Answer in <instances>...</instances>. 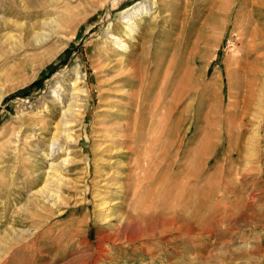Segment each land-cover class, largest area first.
I'll return each instance as SVG.
<instances>
[{"label":"rangeland","instance_id":"rangeland-1","mask_svg":"<svg viewBox=\"0 0 264 264\" xmlns=\"http://www.w3.org/2000/svg\"><path fill=\"white\" fill-rule=\"evenodd\" d=\"M106 1L0 0V17L6 20L35 24L38 31L48 30L43 20L61 24L43 44L16 43L11 48L0 43V264H37L43 256L44 264H264V254L254 253L264 248V155L260 163L257 154L229 162L231 147L223 143L214 158L221 166L216 169L217 162H211L206 179L189 178L187 184V175L198 171L200 144L211 137L216 142L222 126L229 128L238 113L231 104L251 78L259 85L250 126L242 138L232 128L243 156L246 136L256 137L258 126L264 130V0ZM141 7L148 11L135 17L138 31L126 35L123 12ZM4 32L21 30L3 21L0 39ZM113 34L129 48H118ZM203 38L209 39L207 46ZM75 69L81 71L87 94L85 108L73 127L67 155H50L46 137L62 115V106L53 100L54 89L68 86ZM195 77L205 79L203 97ZM190 82L194 87L183 96ZM122 112H131L126 121ZM164 114L172 115L162 135L158 122ZM178 118L183 120L178 143L188 132L181 156L191 154L178 158L173 169L177 148L164 153ZM126 122L130 141L122 130ZM127 146L136 153L127 152ZM68 156L73 162L64 171L69 179L66 203L39 207L33 190L52 163ZM211 182L228 185L230 192L223 195L221 185L214 194ZM200 200L207 205L202 212L206 216L188 218ZM175 211L191 218L189 233L164 232L159 238L125 243L126 234L170 227ZM127 213L141 218V223H133L135 229L121 224ZM259 219L261 226L256 227L253 220ZM20 229L30 235L14 244L12 233ZM45 230L50 231L43 234ZM29 240L34 245L25 250Z\"/></svg>","mask_w":264,"mask_h":264},{"label":"bare ground","instance_id":"bare-ground-1","mask_svg":"<svg viewBox=\"0 0 264 264\" xmlns=\"http://www.w3.org/2000/svg\"><path fill=\"white\" fill-rule=\"evenodd\" d=\"M94 1V0H93ZM115 1V0H114ZM203 1V0H202ZM88 2V1H87ZM97 2V1H96ZM111 2V0H107L104 4H109ZM201 2V1H200ZM213 2V1H212ZM94 3V2H93ZM242 3V2H241ZM92 4V2H91ZM96 3H94L95 5ZM117 4V3H116ZM208 4V3H207ZM209 6V5H208ZM234 6V5H233ZM242 6V5H241ZM241 6H239L241 8ZM244 6V5H243ZM206 7V6H205ZM238 8V9H240ZM199 9V8H198ZM203 9V7H202ZM219 9V8H218ZM201 10V9H200ZM223 10V9H221ZM230 10V9H229ZM228 10V11H229ZM147 12L148 10L145 9L144 7L142 8H138L134 11H124L123 12V23H125V29H126V35H133L135 34L139 27L138 24L135 20V17H138V15L142 14L143 12ZM218 11V10H217ZM227 11V10H226ZM232 11V10H231ZM231 11H229L225 16H230ZM235 12V11H234ZM189 14V13H188ZM201 16V15H200ZM214 17V16H213ZM237 17V16H235ZM7 22L8 24H11L12 26H15L17 28H20L21 32L19 34H15L14 32H4L3 36H1L2 38L0 39V43L3 46L6 45H10L11 48L16 47V43L21 45H39V44H43L45 42H47V40L49 39V37L53 34L56 33L58 31H60L61 29V24L58 20L56 19H49V20H43L41 22V24L43 25V28L46 27V29L48 30H44V31H38L36 30V25L35 24H27V23H18V22H13L10 20H6L3 17H0V23L1 22ZM211 19H208L206 21V26H211ZM212 37V36H211ZM209 37V38H211ZM113 42L116 44V46L118 48H120L122 51H125L129 48V43L124 40L121 39V37H119L117 34H113L112 36ZM203 43L204 46H207L209 44V39H205L203 38ZM9 47V48H10ZM10 48V49H11ZM12 52V51H11ZM240 55V54H238ZM244 58V57H243ZM121 59V58H120ZM119 59V60H120ZM122 60V59H121ZM120 64H123L124 61H120ZM192 70V69H191ZM193 71V70H192ZM75 78L68 84V86H56V88L54 89V101L55 103H59L62 106V115L61 118L59 120V122L55 125V129L54 131H52V134L50 137H46V139L49 141L50 145V155H52L53 153L56 152H65L68 150V144H70L73 140H74V135H73V127L75 125L76 122L79 121V118L82 117V112L84 111L85 108V104L83 103V96L85 95V89L81 86V71L80 69H75ZM249 73V72H248ZM255 73V72H253ZM193 74V73H192ZM191 76V75H190ZM195 76V75H194ZM256 76V74H255ZM258 78V77H257ZM191 79V78H190ZM197 85H201L202 89L199 93V96L201 95L203 97V95L205 94V91L207 89V86L205 84V79L204 77H199V79H197V77H195ZM61 80V79H60ZM257 80V79H256ZM254 80L253 78L248 79L247 80V84L244 88H241V91H238V94L236 96V99L234 101V103H232L231 105L236 108L237 110V114L234 116L233 120H229V118H227L229 120V122H231L232 124L229 126L228 129H225V127L222 126V132H221V137L219 140L216 139H212L211 137V141L208 142V140H205V142H202L200 144L199 147V154H200V161L198 164V167L196 170H198L196 173L190 172L187 177L189 178H198L200 180H203L204 178H207V175L209 173L210 170V163L211 162H217V165H215V168H219V166H221L220 164H218V161H215V156L217 154V151L219 149V146L222 145L223 143L227 144V146H230L231 149L229 150V153L227 154V157L230 158L229 162H232V158L233 157H240L243 159V157L252 159V156L254 155H258L257 160L260 163L261 162V158L264 155L263 152V146H264V130L261 128V126H258L259 129L256 132V137L253 135H248L246 136V141H245V145H246V152H245V156L242 155L241 153V146H239L238 143L235 142L234 137H233V133H232V128L235 129V131L237 132L239 138H242L245 134V131H247L248 126H250V117L249 115H252V109L254 107V101L255 98L257 96L256 94V89L259 85V83ZM259 80V79H258ZM245 84V83H244ZM55 86V85H53ZM193 85L190 83L186 84V91L184 92L183 96H186L189 91L191 89H193ZM198 88V87H197ZM207 93V92H206ZM87 96V94L85 95ZM129 99V103H127V109H130L131 107V102H130V96L127 97V100ZM203 99V98H202ZM197 100V99H196ZM200 100V99H199ZM64 101H68L67 105H64ZM222 101V100H221ZM128 102V101H127ZM198 103V102H197ZM54 104V102H53ZM204 103H201V106ZM219 104V103H218ZM192 105V104H191ZM124 106V107H126ZM194 105L190 106V112L192 111ZM133 109V108H132ZM226 109V107H225ZM219 110L222 113L223 110V102L220 103L219 106ZM264 110V109H263ZM225 112V110H223ZM174 112V111H173ZM172 112V113H173ZM189 112V114H190ZM209 112V111H208ZM212 112V111H211ZM123 113V114H122ZM121 115L124 116L123 118L125 119V121L127 120V118L129 117V115L131 114V112H122ZM216 113V112H215ZM61 114V113H60ZM37 115V114H36ZM171 115L169 114L168 116H166L165 114L162 115L160 117V121L158 122L159 127L161 128V126H163V124L167 127L170 119H171ZM205 115V114H204ZM203 115V116H204ZM211 116V115H210ZM230 116V114H229ZM264 116V115H263ZM188 117V116H187ZM215 117V116H214ZM200 118V116H199ZM213 118V117H212ZM222 118V117H221ZM224 118V117H223ZM225 119V118H224ZM203 120V119H202ZM205 121V118H204ZM217 121H219L217 119ZM194 123V122H193ZM142 124V123H141ZM183 124V120H181L180 118H178V120L176 121V129H175V133L173 135V138L171 139V142L168 145V148L165 149V156L169 155L171 153V150L176 147L177 148V152H175L173 154L174 160L172 161V167L174 169V167L177 165V159L178 158H187L190 156V151L184 152L183 157L181 156L183 153V147L186 144V138L188 135V132L186 134L183 135L182 138H180V141L178 143L179 140V133L180 130L182 129L181 125ZM77 125V123H76ZM157 125V126H158ZM221 125V124H220ZM224 125V124H223ZM256 125V124H255ZM130 127V123H124L122 130L125 132V140H129L130 141V133L128 132V129ZM207 127V126H206ZM257 127V128H258ZM131 128V127H130ZM174 130V129H173ZM219 130V129H218ZM166 132V128L163 126L162 129V135H164ZM173 132V131H172ZM182 134V133H181ZM235 135V134H234ZM148 137V136H147ZM124 140V142H125ZM132 140V139H131ZM38 141V140H37ZM134 141V140H133ZM188 142V141H187ZM24 143V142H23ZM75 143V142H74ZM66 145V146H65ZM171 145V149L169 148V146ZM224 145V144H223ZM71 146V145H70ZM129 150H127V152H133L136 153V148L132 147V146H127ZM223 148V147H222ZM70 149V148H69ZM226 149V148H225ZM70 151V150H69ZM74 152V150H72ZM70 151V152H72ZM255 151V152H254ZM49 152V151H48ZM223 152V151H222ZM68 153V152H67ZM66 153V155H67ZM226 153V152H225ZM48 153H45V155ZM223 155V153H222ZM225 156V155H224ZM222 158V157H221ZM224 158V157H223ZM72 158L65 157L62 161H58L56 163H52L50 162V168L47 169L46 171V176L41 179V183L40 185L33 190V196L34 197H38L40 199V201L37 203V205L39 207L45 206L47 203H51L54 207L57 206H62L66 203V198L64 196V189L66 188V186L69 183V179L65 176L64 171L66 170L67 166H69L73 161L71 160ZM191 160V159H190ZM235 160V159H234ZM237 160V159H236ZM235 160V162H236ZM151 160H149V164H150ZM220 163V162H219ZM142 165V164H141ZM237 165V164H236ZM223 166V164H222ZM184 165H181L179 168H183ZM238 168V167H237ZM171 169V168H170ZM248 170H251L248 169ZM216 171V170H215ZM237 171V169H236ZM235 171V172H236ZM245 171V170H244ZM252 171V170H251ZM213 173V172H211ZM215 173V172H214ZM246 173V172H245ZM226 174V173H225ZM145 176V175H144ZM142 177L143 179L145 177ZM204 176V177H203ZM230 177L228 174L226 175V178ZM234 176V175H233ZM214 177V175H213ZM223 177V176H222ZM236 178H238L236 176ZM210 179V178H209ZM235 179V178H234ZM239 179V178H238ZM225 180V179H224ZM236 180V179H235ZM190 182H187V184ZM198 182V181H197ZM226 181H224L225 183ZM195 185V184H194ZM207 185V184H206ZM222 188L224 189L223 191L225 193H223V195H225L228 191H229V187L228 185L223 186V184L221 183ZM221 185H218L212 182L210 183V188H212V192L215 194L218 189H220ZM238 185H239V181H238ZM220 186V187H219ZM241 186V185H240ZM195 187V186H194ZM236 188V187H235ZM232 190V189H230ZM192 191V190H191ZM195 191V190H194ZM198 191V190H197ZM184 192V189H183ZM230 192V191H229ZM191 193V192H189ZM206 193V194H205ZM204 194H202V198L205 200V195H207V192H205ZM210 194V190L208 192ZM237 193V192H236ZM28 194V193H27ZM228 194V193H227ZM236 195V194H235ZM239 195V194H238ZM243 195V194H242ZM255 195V194H253ZM31 196V194H30ZM31 196V197H33ZM210 196V195H209ZM30 197V198H31ZM193 197V196H192ZM220 197H224L221 196ZM252 197V196H251ZM37 198V199H38ZM211 198V197H210ZM34 199V198H33ZM36 199V198H35ZM187 199V198H186ZM207 199V198H206ZM254 199V198H253ZM252 199V200H253ZM201 201L200 203H198V207L196 210L193 211L192 214H190L189 217H199L198 219L202 218V216H206L203 213L205 212L204 209L207 208L206 203L204 204L205 201ZM186 201V200H185ZM255 201V200H254ZM32 202V201H31ZM33 203V202H32ZM27 204V203H26ZM192 204V203H191ZM257 204V203H256ZM24 205V204H23ZM185 208L187 210V207H189V202L184 203ZM240 205V204H238ZM249 206V205H248ZM21 207V205H20ZM48 207V206H47ZM53 207V208H54ZM63 207V206H62ZM64 207H68V206H64ZM178 207V206H177ZM195 207V206H194ZM206 207V208H205ZM30 208V206H29ZM28 208V209H29ZM36 208V207H34ZM69 208V207H68ZM22 209L27 211V208L25 206H22ZM38 209V207H37ZM42 209V208H41ZM45 209V207H44ZM52 209V208H51ZM57 210V209H56ZM185 210V211H186ZM29 211V210H28ZM42 211V210H41ZM176 211L177 208H176ZM175 211V213L173 214V224L170 227H165L164 229H153L151 232H146V233H142L136 236H132V235H125L124 241L126 243V241L128 242H134L137 240H141L143 238H155L158 234H162V233H174L177 231H180L182 233H189L191 231L192 228V222H191V218L190 219H186L184 217H182L180 214H177V212ZM30 212V211H29ZM62 212V211H61ZM203 212V213H202ZM28 213V212H27ZM64 213V212H63ZM221 213V212H220ZM189 214V213H188ZM206 214V213H205ZM33 215V213H32ZM216 215V214H215ZM34 216V215H33ZM60 216V214H59ZM136 216V215H135ZM251 216V215H250ZM228 217V216H227ZM220 219V218H219ZM224 219V218H223ZM252 220V219H251ZM42 221V220H41ZM141 218H136L133 217L132 214L127 213L126 215H124V219L121 222V224L133 227L134 229L136 228V226L133 225V223H141ZM256 227L261 226L260 224V219L258 220H253ZM179 222V223H178ZM235 222V221H234ZM252 222V221H251ZM87 223V222H86ZM194 223V222H193ZM218 224V223H217ZM88 225V223H87ZM232 226V225H231ZM234 226V225H233ZM71 230H75L74 228H71ZM50 230H45V232L43 234H48ZM75 232V231H73ZM77 233V230L76 232ZM30 235V232L26 229H20V231H13L12 235H13V239L16 241H22L24 239H26L25 235ZM34 235V234H33ZM72 235V233H71ZM76 235V234H75ZM9 237H11L9 235ZM58 237V236H57ZM73 237V236H72ZM158 237V236H157ZM12 238V237H11ZM159 238V237H158ZM9 239V238H8ZM12 239V240H13ZM13 240V241H14ZM39 240V239H38ZM45 240V239H44ZM65 240V239H64ZM117 240L120 241V239L118 238ZM115 239V241H117ZM12 241V242H13ZM23 242V241H22ZM127 242V243H128ZM25 243V242H24ZM82 243H85V245L87 246L89 242L87 241H83ZM32 241L29 240L27 242V244L24 246L25 250H29L31 248L32 245ZM59 244V242H58ZM115 244V243H114ZM113 244V245H114ZM118 244V243H117ZM143 244V243H142ZM34 245V244H33ZM32 245V246H33ZM129 245V244H128ZM131 245V244H130ZM140 245V244H139ZM62 246V244H61ZM134 246V245H133ZM136 246V245H135ZM103 245H99L98 248H102ZM141 247V246H140ZM145 247V246H143ZM141 247V248H143ZM105 248V247H104ZM135 248V247H134ZM21 249V248H20ZM109 249V248H108ZM107 249V250H108ZM145 249V248H144ZM41 250V249H39ZM127 250V249H126ZM140 250V249H139ZM154 250V249H153ZM42 251V250H41ZM16 252V251H15ZM26 252V251H25ZM262 252L264 254V248H257L256 252L254 253H259ZM17 253V252H16ZM38 253V252H37ZM42 254V252H41ZM112 254V253H111ZM38 255V254H37ZM103 255V254H102ZM263 256V255H261ZM4 257V256H3ZM2 257V259H3ZM39 257V256H38ZM59 255H55L54 260L58 261L60 258ZM25 258V257H24ZM27 258V257H26ZM44 258V256H43ZM42 257L40 259H37V264H44V259ZM151 258V257H150ZM22 259V258H21ZM263 259V258H262ZM152 263H154L155 258H152ZM22 261V260H21ZM34 261V260H33ZM32 261V262H33ZM31 262V261H30ZM31 262V264H33ZM35 262V261H34Z\"/></svg>","mask_w":264,"mask_h":264}]
</instances>
